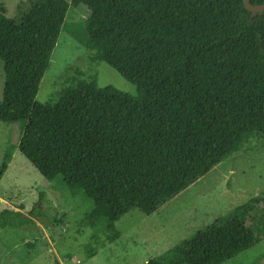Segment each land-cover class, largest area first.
Listing matches in <instances>:
<instances>
[{
    "label": "trees",
    "instance_id": "1",
    "mask_svg": "<svg viewBox=\"0 0 264 264\" xmlns=\"http://www.w3.org/2000/svg\"><path fill=\"white\" fill-rule=\"evenodd\" d=\"M57 3L89 13L63 28L137 94L83 78L56 100H37L54 50L47 33L63 18ZM39 8L17 21L0 3V121L21 122L0 173L18 146L47 179L97 188L103 200L79 227L94 229L88 259L122 235L123 215L156 212L251 136L264 139V11L245 0H50ZM34 223L20 210L0 211V230ZM263 240L261 191L142 264H221Z\"/></svg>",
    "mask_w": 264,
    "mask_h": 264
},
{
    "label": "rangeland",
    "instance_id": "2",
    "mask_svg": "<svg viewBox=\"0 0 264 264\" xmlns=\"http://www.w3.org/2000/svg\"><path fill=\"white\" fill-rule=\"evenodd\" d=\"M49 1L0 0V3L5 4L10 19L24 21ZM57 5L63 18L56 30L47 33L54 50L37 100H56L65 86L83 78L137 94L135 84L106 62L93 61L91 51L63 28L65 22L84 21L89 13L70 4ZM4 81L0 59V100ZM20 138L21 122L0 121V170L7 148L11 143L17 145ZM12 152L7 170L0 173V211L20 210L35 223L0 230V264H142L264 191V139L253 135L239 150L156 212L146 214L134 208L123 215L116 223L122 236L101 250L100 255L88 259L85 247L94 229L80 231L79 227L87 212L102 202L99 190L91 188L84 193L80 191L83 187L67 184L63 175L49 180L18 146ZM262 257L264 241L225 264H241L245 259H252L250 264H255Z\"/></svg>",
    "mask_w": 264,
    "mask_h": 264
},
{
    "label": "crops",
    "instance_id": "3",
    "mask_svg": "<svg viewBox=\"0 0 264 264\" xmlns=\"http://www.w3.org/2000/svg\"><path fill=\"white\" fill-rule=\"evenodd\" d=\"M203 201H204V200H203ZM235 206H236V205H235ZM226 213H227V212H226ZM226 213H225V214H226ZM222 215H224V214H222ZM197 230H198V229H197ZM197 230H196V231H197ZM122 234H123V232H122ZM121 236H122V235H121ZM121 236H120V237H121ZM120 237H119V238H120ZM119 238H118V239H119ZM186 238H187V237H186ZM118 239H117V240H118ZM117 240H115V241H117ZM115 241H113L112 243H114ZM263 241H264V240H263ZM261 242H262V241H261ZM261 242H260V243H261ZM112 243H109L108 245H110V244H112ZM260 243H258V244H260ZM258 244H256V245H258ZM108 245H107V246H108ZM256 245H255V246H256ZM107 246H106V247H107ZM106 247H104V248H106ZM253 247H254V246H253ZM253 247H252V248H253ZM104 248H101V249L99 250V252H97L96 255H94L92 258H94V257L97 256V255H100V254H101V250H103ZM250 249H251V248H250ZM247 250H249V249H247ZM247 250L241 252L240 254H243L244 252H247ZM240 254H238L237 256H235V257H233V258H237ZM233 258H231V259H233ZM90 259H91V258H90ZM231 259H229V260H231ZM226 261H228V260H226ZM226 261H224V262L221 263V264H225ZM251 261H252V259H245L244 261L241 262V264H250ZM253 262H254V261H253ZM256 263H257V264H259V263H260V264H263V263H264V257H262L261 259L257 260V261L255 262V264H256ZM253 264H254V263H253Z\"/></svg>",
    "mask_w": 264,
    "mask_h": 264
},
{
    "label": "water",
    "instance_id": "4",
    "mask_svg": "<svg viewBox=\"0 0 264 264\" xmlns=\"http://www.w3.org/2000/svg\"><path fill=\"white\" fill-rule=\"evenodd\" d=\"M245 6L254 13L264 11V4H253L251 0H245Z\"/></svg>",
    "mask_w": 264,
    "mask_h": 264
}]
</instances>
